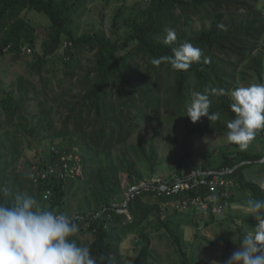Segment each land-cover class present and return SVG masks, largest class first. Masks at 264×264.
<instances>
[{
	"label": "trees",
	"instance_id": "1",
	"mask_svg": "<svg viewBox=\"0 0 264 264\" xmlns=\"http://www.w3.org/2000/svg\"><path fill=\"white\" fill-rule=\"evenodd\" d=\"M109 1L0 0V49L4 48L11 55L23 54L24 48L35 52L33 62L28 64L30 78L18 77L20 96L16 98L10 89L0 99L6 121H17L18 130L35 141L40 140L44 127L49 131V127L54 125L52 111L46 105L42 107L46 125L41 128L31 125L30 118L23 112L24 95L36 90L30 79L39 77L46 99L56 101L59 98L68 109L63 129L54 134L55 139L50 143L48 153L39 154V162L61 160L62 156L76 152L79 147L83 170L88 175V180L85 176L77 178L81 180V185L78 187L80 199L75 217L70 214V206L63 209L62 204L69 198L67 184L77 179L65 182L59 177H52L35 185L28 175L32 196L42 207L69 216L82 234L91 233L93 240L90 243L80 240L77 233L72 239L81 246H87L97 264H115L122 229L139 231L135 240L137 254L126 257V264H196L195 248L201 249L198 264H205L206 256L212 262L223 264L239 246L241 236L251 231L256 223L248 212L244 218L243 212L242 215L229 213L224 205L223 219L231 217L234 227H229L228 235L232 239L227 238L229 242L221 257L214 253L210 256L206 254L205 240L196 246L195 241L182 238L174 229L172 218L163 217L169 211L164 204L176 199L202 197L209 204V216L213 221L216 218L212 212L216 206L213 194L220 198L221 193L210 194L200 186L173 196L160 194L157 190L143 192L129 203L128 213L132 219L127 213L118 212L116 199L121 197L124 179L132 185L155 177L153 174L145 178L128 155L130 150L135 152L137 149L128 146L127 140L142 124L159 120L163 110L186 116L191 94L212 88H224L225 93L221 96L209 94L210 111L231 120L235 115L230 108L231 90L242 81L248 85L264 83V0H145L131 15H126L122 7H114L112 26L107 34L102 26L105 24V6ZM89 2H97L99 9L88 7ZM32 10L46 14L51 26H34L28 14ZM96 17L98 25L89 22L88 19ZM82 18H86L84 23ZM194 18L204 21L198 31L193 28ZM221 23L226 30L217 27ZM167 29L174 30L176 35V41L168 45L163 43ZM183 42H190L202 52L200 60L192 62L187 70H175L167 61L158 66L151 63L153 58L171 56V49ZM40 48L41 51H38ZM58 66L65 78L55 82L61 91L57 94L54 86L51 87L53 80L45 78V75H55ZM65 82H69L70 86L65 87ZM76 85H80V90L73 95L72 88ZM51 91L56 93L53 97L49 96ZM23 120L26 122L23 123ZM211 122L227 131L226 124L220 125L219 120ZM208 123L206 119L193 123L186 116L183 153L177 161L176 174L165 177L168 183L182 178L184 168L190 167L192 143L196 134L207 132L208 128L204 126ZM257 145L261 146L260 149ZM117 147H121L122 156L118 165L111 161ZM138 149L142 155H147L144 145L141 144ZM150 150L148 160L154 166L158 164V155L154 146ZM101 156L106 161L104 165L100 162ZM263 160L264 129H261L246 150L230 142L222 146L210 145L203 153L200 169L230 171L221 175L222 179L229 181L228 189L233 193L223 198L225 204L235 198L238 187L240 191H249L251 199H264V188L253 181H246L243 174L255 163L264 164ZM8 175V169L0 172V187H8L13 193L22 192L21 176ZM46 190L51 192L47 200L42 195ZM146 197L154 202L144 201ZM230 206L231 210L241 211L244 207H235L232 203ZM173 209L176 211L174 216L187 210ZM152 216L157 221H152ZM243 218L240 223L243 222L244 226H240L239 220ZM86 223L88 226L85 229L83 224ZM233 228L240 233L239 240L238 235L233 238ZM160 231L168 234L174 252L162 254L153 248V241L158 235L155 233ZM158 237L162 238V234Z\"/></svg>",
	"mask_w": 264,
	"mask_h": 264
},
{
	"label": "rangeland",
	"instance_id": "2",
	"mask_svg": "<svg viewBox=\"0 0 264 264\" xmlns=\"http://www.w3.org/2000/svg\"><path fill=\"white\" fill-rule=\"evenodd\" d=\"M145 0H110L108 4L105 6V24L102 28H105L107 34L110 31L111 25V18L114 14V7H122L123 11L126 15L133 14L144 2ZM94 6L96 9H99V4L97 2H89L88 7ZM177 13L180 14L178 10ZM29 17L32 20V24L36 27L41 26L50 27L51 20L50 18L44 14L39 13L34 10L28 11ZM89 17V15H88ZM83 23L86 21V18H82ZM89 22L96 23L98 25L99 19L96 17L93 20L88 19ZM183 21V19H181ZM203 22L198 18H194L193 28L195 31H198L202 26ZM208 26V21L205 23ZM44 26V27H42ZM264 44V43H262ZM24 53L21 55H11L7 53L4 48L0 49V99L4 96V94L11 89L14 92L16 98L20 96V90L18 87V77L28 79L30 78L29 75V66L30 62H33L35 58L34 51H27V48H24ZM41 51V48L38 50ZM27 52V53H25ZM86 64V61L84 60ZM58 72L55 75H45V78H50L53 81L51 82V87L54 86L55 92L58 94L60 93V89H58L55 82L58 79H64L65 75H63L58 66ZM85 70V69H84ZM33 80L35 84L36 90L33 93L24 95V109L23 112L30 118L31 125L37 126V128H41V126L46 125L42 107L46 105L51 113V118L53 120L54 125L50 126V130L47 131L45 127L42 129L41 134L39 135L38 141H35L33 137H29L28 135H24V133L16 127L17 121L14 123L6 121L5 111L0 108V142L2 144L0 148V172H4L8 169V176L15 177V174H19L21 176L20 181L22 185V192L26 194L31 193V185L29 183V170L30 166L35 159H37L41 152L48 153V148L50 143L55 139L53 138L55 133L60 132L63 129V125L65 123V115L68 113V109L66 108L65 104H62L60 99L58 98L56 101L53 99H46L44 92L42 91V83L39 77H35L30 79ZM65 87H69V82H65ZM248 84L245 81H242L239 86H247ZM80 85H76L72 88V94L76 95L79 92ZM238 86V87H239ZM55 92H49V96L53 97ZM67 101H70V97H67ZM185 118L186 116L183 115H176L170 113L168 111L163 110L159 116V120L148 123L142 124L137 130L135 134H133L128 140L127 145L133 146L132 148L137 149L135 152L129 151L128 155L132 158L135 163L136 167L140 170L145 178L151 177L155 174V177L158 178H165L168 176H174L177 170V161L180 159L183 153V144L185 139L186 127H185ZM208 120L207 117H201L197 122L201 120ZM220 125H225L229 121L226 117H222L218 119ZM26 121L23 120V123ZM49 126V125H48ZM73 122H70V128H72ZM207 127V132L202 134H196V137L192 143V150L193 155L190 163V167L184 168V174L188 171V169H199L203 164V153L210 147V145L214 146H222L228 143L226 138V130L219 129L216 127L211 121L204 128ZM60 141L58 140L57 143ZM144 145L147 155H142V152L138 149L140 145ZM154 146L157 151V159L158 164L152 165L149 160L148 156L150 155V149ZM261 147V146H260ZM257 145V149H260ZM77 153H80L79 147L75 149ZM81 154V153H80ZM225 155V152L223 153ZM121 156V147H117L111 156V161L114 164H119ZM100 162L102 165L106 163L103 156L100 158ZM214 165L217 162H213ZM7 167V168H6ZM244 179L246 181H253L256 184L261 185L264 188V164L263 163H255L252 166L248 167L244 170ZM242 174V175H243ZM86 180H88V175L85 174ZM75 180V179H74ZM70 181V180H68ZM81 185V180L77 179L76 181H71L67 184L66 190L68 191L69 198H66L65 202L62 204L63 209H68L70 206V214L75 217L76 207L79 201V190L78 187ZM129 182L124 179V184L122 188L121 197L119 196L116 199L118 204L122 203L123 200L126 198L127 188L129 186ZM236 190L235 198L231 199L230 201L227 200L225 207L229 213H240L243 214L244 218L248 215L246 214L247 211L245 207L243 210H231L230 204L232 203L235 207L245 206L248 199H251V195L249 191H240L238 187ZM165 195V193H163ZM234 200V201H233ZM144 201H149L150 203L154 202L152 199H148L147 197ZM164 204L165 207L169 208V211L163 216L165 219L172 218V225L177 233L184 238L185 240L195 241L194 245H199L202 240H205V250L207 255H211L210 253H214L215 256L221 257L222 251L224 248L227 247V243L229 242L228 239H232L228 235V231L230 230L229 227H234L231 225L232 219L231 217L222 219V220H213L208 223L201 222V217L196 215V211L194 207L190 206L185 211L178 212V216H174L176 214L175 209H173L171 203ZM242 203L241 205H239ZM164 207V206H163ZM164 207V208H165ZM128 211V210H127ZM128 217L132 219V215L128 212ZM243 212V213H242ZM240 226H244L243 222L240 223ZM179 219H181V223L178 224ZM238 219V218H237ZM152 221H157L155 217L152 216ZM223 222V223H221ZM229 223V224H228ZM223 224V225H222ZM88 224H83V228L86 229ZM227 226V227H226ZM245 230L247 227L244 228ZM161 232V231H160ZM233 234V238L240 233L235 230V228L231 229ZM139 231H128V230H121V238L122 241L119 244V253L118 256L115 258V264H126V257H133L137 254L135 249V240L138 236ZM155 234H162V238L155 237L153 241V248L158 249L162 254L166 252H174V248L170 241L168 240V234L165 231L161 233ZM78 238L80 240H84V242L90 243L93 240L91 233L82 234L79 230L77 232ZM237 240V239H236ZM237 240V241H238ZM210 241H213L212 244ZM204 252V249L202 250ZM195 256H196V264L200 263V256H201V249L195 248ZM209 258V259H208ZM220 261L212 262L210 257L206 256L205 264H219Z\"/></svg>",
	"mask_w": 264,
	"mask_h": 264
},
{
	"label": "clouds",
	"instance_id": "3",
	"mask_svg": "<svg viewBox=\"0 0 264 264\" xmlns=\"http://www.w3.org/2000/svg\"><path fill=\"white\" fill-rule=\"evenodd\" d=\"M217 27L226 30L222 23ZM175 41L174 30L167 29L163 43L168 45ZM171 52V56L153 58L151 63L158 66L167 61L175 70H187L202 55L190 42L178 44ZM224 93V88L193 92L186 106V116L193 123L201 117L218 120L220 114L210 111L209 94L221 96ZM230 97V108L235 115L226 124V138L246 150L258 131L264 129V83L236 87ZM220 201L224 204L218 205ZM216 205L224 207L225 201L220 199ZM245 209L256 223L241 236L239 246L223 264H264V199H248ZM199 210L205 211V217L211 221L209 208ZM217 215L224 218V214ZM77 232L78 225L69 216L42 207L30 194L13 193L8 187H0V264H97L90 249L72 239Z\"/></svg>",
	"mask_w": 264,
	"mask_h": 264
},
{
	"label": "built area",
	"instance_id": "4",
	"mask_svg": "<svg viewBox=\"0 0 264 264\" xmlns=\"http://www.w3.org/2000/svg\"><path fill=\"white\" fill-rule=\"evenodd\" d=\"M27 51H31L27 48ZM53 151L58 153L53 148ZM40 158L35 159L30 166L29 175L33 179L35 185L40 182L48 181L52 177H59L67 182L71 179H77L84 176V170L80 156L77 152H72L61 157V160L54 159L51 162L44 163ZM225 172L206 171L203 169H194L187 171L182 178L167 182L164 178L155 177L151 180L142 181L139 184H132L128 187L126 198L119 204L118 212L125 213L128 210L129 203L143 192L157 190L160 194L166 193L168 196L180 195L186 191L192 190L196 186L204 187L210 194L221 193L220 198L213 194L216 201L228 198L233 193L228 189L230 183L221 178ZM43 198L47 200L51 196L50 190H46ZM173 208L186 209L192 206L196 209L208 210L209 204L202 197L176 199L171 203ZM128 212V211H127ZM213 213L223 214L222 206H215Z\"/></svg>",
	"mask_w": 264,
	"mask_h": 264
},
{
	"label": "water",
	"instance_id": "5",
	"mask_svg": "<svg viewBox=\"0 0 264 264\" xmlns=\"http://www.w3.org/2000/svg\"><path fill=\"white\" fill-rule=\"evenodd\" d=\"M262 162H264V160H263ZM228 172H230V171H226L225 173H228ZM217 204H218V205H223L224 202H223V201H220V202H218ZM200 214H201V221H203V220H205V221H207V222L210 221V219H209L208 217H205V211H201V212H200V210L197 209V210H196V215L199 216ZM220 219H223V216H222V215H221V216H220V215H217V216H216V220H220Z\"/></svg>",
	"mask_w": 264,
	"mask_h": 264
},
{
	"label": "crops",
	"instance_id": "6",
	"mask_svg": "<svg viewBox=\"0 0 264 264\" xmlns=\"http://www.w3.org/2000/svg\"><path fill=\"white\" fill-rule=\"evenodd\" d=\"M245 207V206H244Z\"/></svg>",
	"mask_w": 264,
	"mask_h": 264
}]
</instances>
